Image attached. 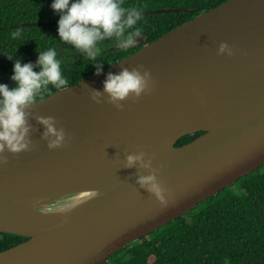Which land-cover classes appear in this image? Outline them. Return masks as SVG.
I'll list each match as a JSON object with an SVG mask.
<instances>
[{
  "label": "water",
  "instance_id": "95a60500",
  "mask_svg": "<svg viewBox=\"0 0 264 264\" xmlns=\"http://www.w3.org/2000/svg\"><path fill=\"white\" fill-rule=\"evenodd\" d=\"M125 67L147 70L149 86L116 108L102 81ZM24 110L28 147L0 152V233L26 240L0 264H104L264 165V0H225ZM46 116L59 147L42 136ZM136 152L149 168L125 166ZM149 171L163 201L136 182Z\"/></svg>",
  "mask_w": 264,
  "mask_h": 264
},
{
  "label": "trees",
  "instance_id": "16d2710c",
  "mask_svg": "<svg viewBox=\"0 0 264 264\" xmlns=\"http://www.w3.org/2000/svg\"><path fill=\"white\" fill-rule=\"evenodd\" d=\"M224 1L122 0L123 6H137L141 12L184 10L142 14L137 26L141 29L138 37L143 38V43L135 44L137 46L132 48H121L115 43L116 37H107L97 42L100 51L94 60H120ZM50 2L0 0V82L14 86L9 79L12 61L7 56H19L21 63L33 62L34 71L39 70L34 63L37 52L49 47L57 50L60 60L79 56L69 55L75 48L57 37L58 16L49 7ZM17 30L19 35L13 37L12 33ZM112 46L118 47L111 49ZM96 62L61 63L62 75L67 80L66 87L95 73ZM100 64L101 70L107 67L106 63ZM61 89L49 85L37 94L34 101ZM200 134L202 132L186 135L175 145L188 143ZM24 240V237L0 233V251ZM104 264H264V165L200 202L184 215L127 244L121 251L113 253Z\"/></svg>",
  "mask_w": 264,
  "mask_h": 264
},
{
  "label": "clouds",
  "instance_id": "9594fccd",
  "mask_svg": "<svg viewBox=\"0 0 264 264\" xmlns=\"http://www.w3.org/2000/svg\"><path fill=\"white\" fill-rule=\"evenodd\" d=\"M49 7L58 16L57 37L90 60H94L100 51L98 41L116 37L115 43L121 48H127L135 45L134 37L141 34V29L137 26L142 17L141 10L137 6H123L122 0H51ZM18 35V30L12 33L13 37ZM226 47V44L221 42L217 52L224 51ZM7 58L12 61L9 79L14 82V86L0 82V152L8 150L15 153L28 147L26 136L29 125L26 122L28 113L25 112V107L49 85L58 89L65 88L67 80L62 75L61 61L53 47L37 52L34 63L39 66L38 71L33 70V62L21 63L19 56ZM101 67L102 65L96 62L94 71L99 73ZM148 86V71L141 73L137 68L125 67L118 73H106L102 81L103 92L116 108L121 107L117 102L129 93L139 96L142 91L148 90ZM89 93L90 99L96 103L100 102L99 90L90 89ZM37 119L44 126L42 136L51 137L47 141V147H59L64 140L63 129L54 126V118L51 116ZM143 157V152L128 153L125 156V166L130 167L134 162H139L142 167L149 168V161ZM136 182L139 187L163 201L164 189L157 182L154 171L137 176Z\"/></svg>",
  "mask_w": 264,
  "mask_h": 264
},
{
  "label": "flooded vegetation",
  "instance_id": "af4514ba",
  "mask_svg": "<svg viewBox=\"0 0 264 264\" xmlns=\"http://www.w3.org/2000/svg\"><path fill=\"white\" fill-rule=\"evenodd\" d=\"M136 46H137V45H132V46H129V47H127V48H132V47H136ZM116 47H118V46H115V47L112 46L111 49H112V48H116ZM140 47H142V46H140ZM109 48H110V47H109ZM109 48H108V49H109ZM138 49H139V48H138ZM136 50H137V49H136ZM136 50H134V51H136ZM74 54H77V55H79V56H78V57H75V58H73V59L69 58V60H60L61 63H63V62H68V63H74V64H82V63L91 64V63L97 61V62H100V63H103V64L106 63V64H107L106 66H108L109 64L118 61V60H90V59L85 58L84 55H83V53L79 52V51L76 50V49H73V51H72L69 55H74ZM80 59H83V60H80Z\"/></svg>",
  "mask_w": 264,
  "mask_h": 264
}]
</instances>
